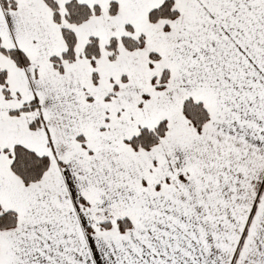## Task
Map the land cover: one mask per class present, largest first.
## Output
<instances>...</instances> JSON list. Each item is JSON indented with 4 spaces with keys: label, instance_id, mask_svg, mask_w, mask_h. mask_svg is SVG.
<instances>
[{
    "label": "snow or ice",
    "instance_id": "1",
    "mask_svg": "<svg viewBox=\"0 0 264 264\" xmlns=\"http://www.w3.org/2000/svg\"><path fill=\"white\" fill-rule=\"evenodd\" d=\"M0 264H264V0H0Z\"/></svg>",
    "mask_w": 264,
    "mask_h": 264
}]
</instances>
